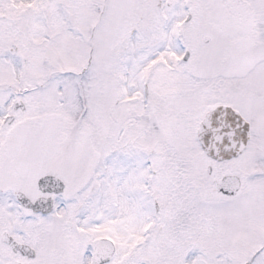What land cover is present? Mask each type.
<instances>
[{"label":"snow or ice","instance_id":"6c2138e0","mask_svg":"<svg viewBox=\"0 0 264 264\" xmlns=\"http://www.w3.org/2000/svg\"><path fill=\"white\" fill-rule=\"evenodd\" d=\"M0 264H264V0H0Z\"/></svg>","mask_w":264,"mask_h":264}]
</instances>
